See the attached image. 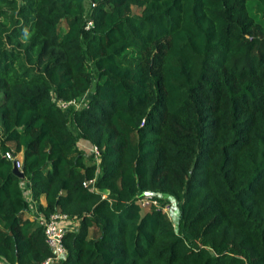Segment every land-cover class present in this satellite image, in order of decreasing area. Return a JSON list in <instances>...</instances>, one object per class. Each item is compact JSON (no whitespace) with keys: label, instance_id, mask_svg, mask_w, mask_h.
I'll return each instance as SVG.
<instances>
[{"label":"trees","instance_id":"obj_1","mask_svg":"<svg viewBox=\"0 0 264 264\" xmlns=\"http://www.w3.org/2000/svg\"><path fill=\"white\" fill-rule=\"evenodd\" d=\"M23 182L54 264H264V0H0L3 264L53 256Z\"/></svg>","mask_w":264,"mask_h":264},{"label":"built area","instance_id":"obj_2","mask_svg":"<svg viewBox=\"0 0 264 264\" xmlns=\"http://www.w3.org/2000/svg\"><path fill=\"white\" fill-rule=\"evenodd\" d=\"M79 101L76 102L73 100V101L65 102L61 100H55L58 107H60L62 110H68L70 107H74L78 109ZM91 153L94 155L95 159L97 160L99 157L98 149L93 146L91 149ZM4 157L6 160L12 162L18 170L22 171L21 169L22 159L20 158L19 154L14 155L11 151H6L4 153ZM92 183L93 181H89L88 183L89 186L92 185ZM83 185L87 186V183H83ZM136 198H137L136 204L138 205L141 211L142 210L161 211L170 219L172 207L169 203H167V200H161L159 196L151 193H143L141 195H138ZM68 222L69 221L67 216L61 213H53L47 219H43L40 222H38V224L41 225L43 229L45 244L53 253V256L46 258L42 262V264L59 263L66 257V250L63 246V237L66 232L71 230V228H69Z\"/></svg>","mask_w":264,"mask_h":264},{"label":"crops","instance_id":"obj_3","mask_svg":"<svg viewBox=\"0 0 264 264\" xmlns=\"http://www.w3.org/2000/svg\"><path fill=\"white\" fill-rule=\"evenodd\" d=\"M82 146L85 148V149H87V151H88V148L90 147V145L89 144H85V143H83L82 144ZM92 147V146H91ZM90 147V149H92ZM19 156H20V158H21V155L19 154ZM22 186H23V188H24V191H25V197L29 200V202H30V209H29V212H27V213H25V218L27 217V218H29L30 220H33V221H35V222H40L41 220H43L44 218H43V215H42V213H41V211H40V207L42 206V207H44L45 206V204H46V202H45V197L44 196H41L40 198H39V200L37 201V202H33L32 200H31V195H30V193H29V188H28V183H26V182H23V184H22ZM174 215H175V213H173ZM69 224V228H71V229H75L76 228V222H68ZM0 264H3L2 262H0Z\"/></svg>","mask_w":264,"mask_h":264},{"label":"rangeland","instance_id":"obj_4","mask_svg":"<svg viewBox=\"0 0 264 264\" xmlns=\"http://www.w3.org/2000/svg\"><path fill=\"white\" fill-rule=\"evenodd\" d=\"M85 7H86V9L88 10V8H89V5H88V3H87V1L85 2ZM65 30H66V28H65V24L64 23H62L61 24V26H60V29H59V32H60V34H62V33H64L65 32ZM88 96H89V94L87 95H84V97L82 98V99H80V101H79V103H78V107H81V105L82 104H84V102H86V100H87V98H88ZM91 152V149H88V152ZM167 203H169L170 205H171V207L172 206H174V204H173V201H167ZM174 208V207H173ZM173 208H172V212H171V214H173ZM175 210V209H174ZM142 212H144L143 210H142ZM170 219H171V221L174 223L173 224V227H174V229H176L177 230V223H176V221H175V218L173 217L172 218V215H170ZM90 235L92 236H96L97 235V232H94V231H90Z\"/></svg>","mask_w":264,"mask_h":264},{"label":"water","instance_id":"obj_5","mask_svg":"<svg viewBox=\"0 0 264 264\" xmlns=\"http://www.w3.org/2000/svg\"><path fill=\"white\" fill-rule=\"evenodd\" d=\"M12 172L15 176H17L18 178L20 179H23L24 178V174L22 171L18 170L15 165L13 164V167H12ZM89 188H92V185L89 186Z\"/></svg>","mask_w":264,"mask_h":264}]
</instances>
